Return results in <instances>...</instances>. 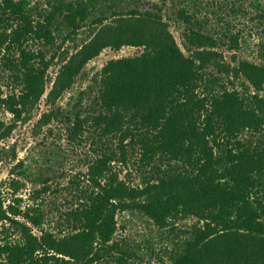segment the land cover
Wrapping results in <instances>:
<instances>
[{
  "label": "trees",
  "instance_id": "1",
  "mask_svg": "<svg viewBox=\"0 0 264 264\" xmlns=\"http://www.w3.org/2000/svg\"><path fill=\"white\" fill-rule=\"evenodd\" d=\"M93 7L88 0H56L43 21H35L27 0L0 5V15L18 21L11 44L20 49L16 69L21 94L4 100L14 117L44 95L47 71L56 58L32 55L20 39L51 42L54 22L64 10L71 39L86 26L97 9ZM98 13L89 40L63 57L47 97L60 96L104 49L141 47L140 54L111 59L102 67L88 117L104 138L117 140L123 153L127 145L139 146L151 163L149 176L142 186H131L107 167L105 158L99 160L94 169L105 180L92 178L95 188L72 212V232L56 237L43 230L38 237L23 224L20 240L0 244V264H76L87 258L127 264L123 254L112 257L111 243L117 213L133 210L160 226L180 218L197 220L167 264H264V98L228 89L208 70L211 57L219 65L216 52L206 49L215 41L193 26L184 31L191 52L186 55L160 7L122 10L109 5ZM239 69L259 90L264 65L241 62ZM83 123L76 113L75 129ZM3 220L17 223L0 202Z\"/></svg>",
  "mask_w": 264,
  "mask_h": 264
},
{
  "label": "rangeland",
  "instance_id": "2",
  "mask_svg": "<svg viewBox=\"0 0 264 264\" xmlns=\"http://www.w3.org/2000/svg\"><path fill=\"white\" fill-rule=\"evenodd\" d=\"M18 1V0H14ZM56 0H27L35 21H43ZM75 3L78 0H64ZM96 9L73 38L71 28L58 14L54 22V39L48 42L36 37H22V46L52 60L47 71L45 93L20 118L9 112L4 100L21 94L16 65L20 49L11 44L13 29L18 21L0 15V202L2 210L15 220L0 221V244L20 240L22 225L41 236L42 231L56 237L73 230L74 212L95 188L92 178L102 183L105 177L97 175L95 164L105 158L107 167L118 178L131 186H142L149 176L151 163L142 157L139 146L127 145L123 153L114 138H104L95 127L89 113H93L97 80L102 67L111 59L135 56L141 47L123 46L119 50L104 49L79 72L70 87L55 100L47 97L59 72L63 57L71 56L89 40L91 23L98 10L107 6L127 10L160 7L164 20L180 49L186 54L184 31L193 26L210 35L215 44L206 49L216 52L219 65L210 58L208 70L213 72L228 89L258 93L264 98V82L259 90L240 71L241 62L264 65V0H88ZM4 6V0H0ZM3 14V13H2ZM188 18V22L185 19ZM10 44V48L9 47ZM205 48V47H203ZM68 59V58H66ZM32 61V60H31ZM96 79V80H94ZM84 118L83 128L74 127L75 114ZM117 229L113 237L111 255L123 254L127 264H167L173 251L181 247L195 218L173 220L160 226L137 210L116 215ZM96 244L95 249H99ZM125 252V253H124ZM51 254H54L51 252ZM0 257V261H1ZM72 263V262H71ZM52 264L55 263L52 261ZM101 264V262H76Z\"/></svg>",
  "mask_w": 264,
  "mask_h": 264
}]
</instances>
